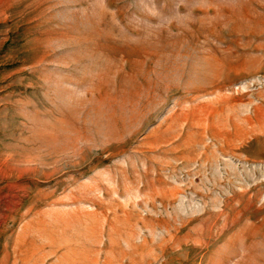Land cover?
<instances>
[{
	"label": "rangeland",
	"instance_id": "1",
	"mask_svg": "<svg viewBox=\"0 0 264 264\" xmlns=\"http://www.w3.org/2000/svg\"><path fill=\"white\" fill-rule=\"evenodd\" d=\"M0 264H264V0H0Z\"/></svg>",
	"mask_w": 264,
	"mask_h": 264
}]
</instances>
